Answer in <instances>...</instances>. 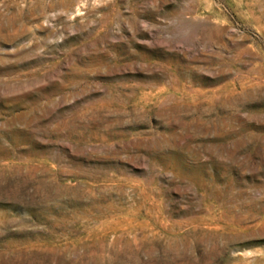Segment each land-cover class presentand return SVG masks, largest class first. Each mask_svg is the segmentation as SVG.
<instances>
[{
  "label": "rangeland",
  "instance_id": "1",
  "mask_svg": "<svg viewBox=\"0 0 264 264\" xmlns=\"http://www.w3.org/2000/svg\"><path fill=\"white\" fill-rule=\"evenodd\" d=\"M0 264H264V0H0Z\"/></svg>",
  "mask_w": 264,
  "mask_h": 264
}]
</instances>
